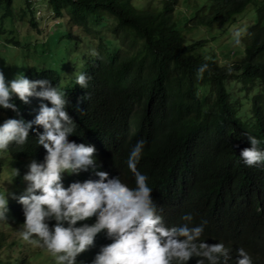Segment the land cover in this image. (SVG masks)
Masks as SVG:
<instances>
[{
	"label": "trees",
	"instance_id": "obj_1",
	"mask_svg": "<svg viewBox=\"0 0 264 264\" xmlns=\"http://www.w3.org/2000/svg\"><path fill=\"white\" fill-rule=\"evenodd\" d=\"M16 1L0 0V37L2 21L12 17ZM30 1L19 7L23 11L18 17L29 8V23L39 29L33 13L38 6ZM45 1L55 16L62 17L66 11L69 25L83 30L75 35L70 26L66 28L64 35L73 42L71 54L53 64L67 68L39 67L35 64L41 61H33L23 62L21 68L15 63L8 73L0 61L5 78H12L15 70L31 79L47 77L64 89L65 110L76 125L68 139L93 144L99 169L109 177L119 175L129 186H135V177L127 167V156L136 140L142 139L136 168L148 177L165 224H179L180 216L190 212L193 224L207 221L200 239L222 240L229 248L227 264H235L238 247L249 253L252 264H264V164L246 166L239 157L240 149L249 146L244 133L264 148V0ZM180 2L184 11L175 10ZM103 29L115 40L106 38ZM234 31L239 33L238 44ZM80 35L98 38L95 44L90 42L96 56L90 54L94 49L79 50L76 37ZM13 37L5 40L13 47L30 50L34 45L19 44ZM28 51L23 55H35ZM200 65L206 67L198 78ZM74 71L91 76L87 88L74 83ZM203 74L211 75L214 111L198 97V92L208 91L201 85ZM13 100L17 118L35 115L36 110L26 105L38 103V98L29 97L27 103ZM0 113V119L17 116L11 110L0 109ZM34 135L30 129L25 145H10L0 154V182L8 191L20 193L28 161L43 157L45 150L35 146ZM7 162L10 170L1 175ZM12 168L18 169L17 175L5 180ZM87 178L97 177L89 169L69 174L62 182L67 186ZM7 216L8 221H0V264H32L41 252H23L18 257L11 252L22 241L13 236L22 226L21 205L9 204ZM108 242L101 231L76 258L87 262ZM197 259L191 257L186 264ZM217 264L224 262L220 259Z\"/></svg>",
	"mask_w": 264,
	"mask_h": 264
},
{
	"label": "clouds",
	"instance_id": "obj_2",
	"mask_svg": "<svg viewBox=\"0 0 264 264\" xmlns=\"http://www.w3.org/2000/svg\"><path fill=\"white\" fill-rule=\"evenodd\" d=\"M234 37L238 44L239 33H234ZM90 54L97 55L95 50ZM205 67H197L198 78ZM73 79L75 84L87 88L91 76L74 71ZM13 97L24 103L29 97L38 98V103L26 105L36 110L35 115L31 119L17 118ZM66 103L64 89L49 78L29 79L17 72L6 79L0 69V109L17 113L0 119V154L10 145H25L30 129L35 134V146L45 150L40 161H28L21 176L24 187L20 193L8 191L0 182V221H8L9 204L19 203L23 212L19 238L46 250L51 264H85L76 257L94 244L101 231L110 242L100 245L86 264H186L191 257L200 258L195 264H217L220 259L227 264L229 248L222 240L209 243L200 239L206 220L193 224L192 214L185 212L180 216L181 223L165 224L146 182L148 177L136 168L144 141L136 140L126 160L135 186H129L119 175L109 177L96 163L93 144L68 139L75 133L76 125L65 110ZM244 135L249 146L240 149L241 162L246 166L264 164V148L258 147L254 136ZM89 169L96 179L63 185L62 175ZM17 173L18 169L12 168L5 180L11 181ZM90 217H94L91 223L83 222ZM236 253L235 264H252L243 247H238Z\"/></svg>",
	"mask_w": 264,
	"mask_h": 264
},
{
	"label": "rangeland",
	"instance_id": "obj_3",
	"mask_svg": "<svg viewBox=\"0 0 264 264\" xmlns=\"http://www.w3.org/2000/svg\"><path fill=\"white\" fill-rule=\"evenodd\" d=\"M30 1V0H28ZM192 1V0H191ZM31 4L37 5L38 7L33 10V13L35 15V21L38 24L39 29H36L35 27L31 26L29 23V8L26 10L27 14H23L21 18L18 17V14H20L23 10H20V6L26 5L27 0H17L14 4H18L15 8H12V17L4 18L3 23V34L0 37V61L2 62L3 67L7 68L9 71L8 73H11V69H14L15 65L17 68H21L24 65L23 62H31L30 64H33V61H41V63H37L35 65L42 67L46 66L45 63H47L48 67L53 66L54 68L65 70L67 67L63 64L59 65V63H55L53 61L60 60L61 58L66 59L71 54V44L73 43L70 41L69 37L64 35L66 33L67 26H70V30L73 34H79L83 32L82 29L77 27L76 25H69L70 22H68L67 13L64 11V14L62 17H57L51 9L47 6V1L45 0H31ZM30 4V3H28ZM183 10L185 9V5H183L181 2L178 4L175 10ZM37 30H41V35L37 34ZM11 32H13V38L19 40V44L22 42H33L31 43L33 46H30L29 49H25V47L17 46L13 47L6 43L5 40H7L9 37H12ZM103 32L107 31L103 29ZM235 33V31H234ZM76 37V36H75ZM80 41V47L79 50H90L94 49L95 47L92 45V43H96L98 41L97 37H84L83 35L76 37ZM106 38L115 40V38L110 37V35L107 33ZM35 41V42H34ZM78 41V40H75ZM232 40H230L231 42ZM92 42V43H90ZM83 45V44H86ZM74 47H72L73 49ZM76 48V47H75ZM29 50V51H28ZM38 50V52H36ZM32 52L35 55H23L22 52ZM43 55V56H42ZM17 57V58H16ZM75 58V57H73ZM232 57L231 59H233ZM44 60H46L44 62ZM51 62L52 65L48 64ZM16 63V64H15ZM14 64V65H13ZM61 66V67H60ZM13 74L20 72L15 70L12 71ZM31 79V78H29ZM202 79L204 80L201 85L205 86L208 91H201L198 92V97L202 100L204 107L215 110L216 109V97L210 90V86L212 82H210L211 75L209 74H203ZM251 95V93H249ZM248 106L250 103L247 104ZM8 165L2 170L1 175H5V173L10 170V163L7 162ZM69 174L62 175V178L67 177ZM10 188H12V185H9ZM16 188L21 189V186H18ZM12 191L13 190H9ZM4 228V227H3ZM16 240L19 239V233L14 234ZM12 236V237H13ZM15 252L11 251L14 254V257H18L25 252L26 254H36L38 252H41V254L37 258H33L32 264H51V259L49 255L47 254L46 250L36 246L35 244H27L25 241H20L19 246H14ZM42 250V251H41ZM44 259V260H43ZM77 259V258H76ZM84 260V259H83ZM77 261H81V259H77ZM85 264L86 261L84 260Z\"/></svg>",
	"mask_w": 264,
	"mask_h": 264
}]
</instances>
